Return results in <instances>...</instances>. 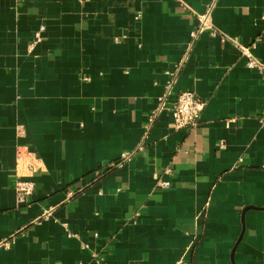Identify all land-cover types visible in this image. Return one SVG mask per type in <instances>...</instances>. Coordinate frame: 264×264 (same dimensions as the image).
Returning <instances> with one entry per match:
<instances>
[{
	"label": "crops",
	"instance_id": "0c3cea01",
	"mask_svg": "<svg viewBox=\"0 0 264 264\" xmlns=\"http://www.w3.org/2000/svg\"><path fill=\"white\" fill-rule=\"evenodd\" d=\"M244 47L264 63V0H0V264H264V76ZM183 90L205 106L175 128Z\"/></svg>",
	"mask_w": 264,
	"mask_h": 264
},
{
	"label": "built area",
	"instance_id": "2783aa9c",
	"mask_svg": "<svg viewBox=\"0 0 264 264\" xmlns=\"http://www.w3.org/2000/svg\"><path fill=\"white\" fill-rule=\"evenodd\" d=\"M214 6V2H211L207 11L199 16V22L197 27L192 31V37L195 38L203 30L210 28V15L211 10ZM140 15H137V18ZM244 54L248 57V65L253 68H258L263 72L264 76V63L256 58L248 48H243ZM180 69V65L176 67V71ZM176 71L172 78L170 79L167 88L164 94L159 98V105L156 111L153 112L151 119L157 115L160 111L165 108H168L169 96L172 94L174 84L176 82ZM205 106V101L200 99L195 92L190 90H183L176 94V98L173 101L172 105V115H173V125L175 128H184L196 125L203 108ZM260 121L264 123V114L261 115ZM223 146V144H221ZM130 157V154H122L121 159L112 163L114 166L121 165L125 160ZM166 171H170L166 169ZM157 184L160 187L168 188L171 185V182L168 180L160 179L157 181ZM14 188L17 192L18 203L21 205L28 204L30 201L31 195L34 193L35 184L32 180L24 178H16L14 182ZM72 194V193H71ZM4 245H8V241L2 242ZM174 264H193L191 261L181 258L177 260Z\"/></svg>",
	"mask_w": 264,
	"mask_h": 264
}]
</instances>
